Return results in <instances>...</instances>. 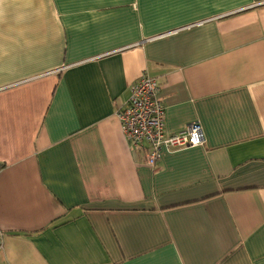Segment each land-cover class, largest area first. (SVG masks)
<instances>
[{"label": "crops", "instance_id": "obj_1", "mask_svg": "<svg viewBox=\"0 0 264 264\" xmlns=\"http://www.w3.org/2000/svg\"><path fill=\"white\" fill-rule=\"evenodd\" d=\"M144 72L204 139L153 167ZM0 264H264V0H0Z\"/></svg>", "mask_w": 264, "mask_h": 264}, {"label": "built area", "instance_id": "obj_2", "mask_svg": "<svg viewBox=\"0 0 264 264\" xmlns=\"http://www.w3.org/2000/svg\"><path fill=\"white\" fill-rule=\"evenodd\" d=\"M114 116L131 150L142 149L146 154L144 163L151 167L158 162L164 149L173 151L204 142L198 121L180 131L166 132L160 83L145 72L129 86V96L116 106Z\"/></svg>", "mask_w": 264, "mask_h": 264}, {"label": "rangeland", "instance_id": "obj_3", "mask_svg": "<svg viewBox=\"0 0 264 264\" xmlns=\"http://www.w3.org/2000/svg\"><path fill=\"white\" fill-rule=\"evenodd\" d=\"M162 104H163V103H162ZM186 126H187V125H186ZM186 126H185V127H186ZM127 143H128V142H127ZM145 156H146V154H145ZM144 160H145V158H144ZM150 167H151V166H150Z\"/></svg>", "mask_w": 264, "mask_h": 264}]
</instances>
